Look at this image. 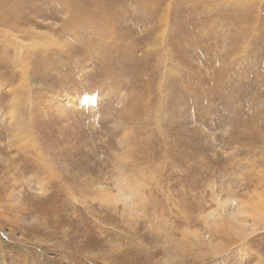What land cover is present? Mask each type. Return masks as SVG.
<instances>
[{"label":"rangeland","instance_id":"obj_1","mask_svg":"<svg viewBox=\"0 0 264 264\" xmlns=\"http://www.w3.org/2000/svg\"><path fill=\"white\" fill-rule=\"evenodd\" d=\"M14 9L0 264H264V0Z\"/></svg>","mask_w":264,"mask_h":264},{"label":"bare ground","instance_id":"obj_2","mask_svg":"<svg viewBox=\"0 0 264 264\" xmlns=\"http://www.w3.org/2000/svg\"><path fill=\"white\" fill-rule=\"evenodd\" d=\"M18 1L19 0H0V46H2V44L6 40L5 37L7 35V33H5V30H3V33H2L3 27L4 26L7 27L8 29H6V31H8V32H11V31L14 32L15 31L13 29H14L15 23L18 22V15L15 14L14 6L17 4ZM74 14H75V16H73V18L77 24L80 22H84L83 18H85V16L82 17L81 16L82 13L78 14V15H76V13H74ZM100 26H102V24ZM10 35L13 36V34H11V33H10ZM15 45H16V43L14 42V46ZM17 47L19 48V46H15L16 49H13V50L16 51Z\"/></svg>","mask_w":264,"mask_h":264}]
</instances>
